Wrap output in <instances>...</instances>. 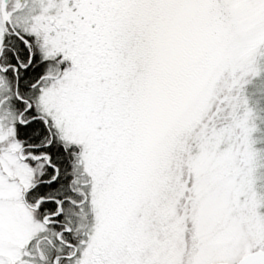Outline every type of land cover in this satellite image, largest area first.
Segmentation results:
<instances>
[{
    "label": "snow or ice",
    "instance_id": "1",
    "mask_svg": "<svg viewBox=\"0 0 264 264\" xmlns=\"http://www.w3.org/2000/svg\"><path fill=\"white\" fill-rule=\"evenodd\" d=\"M0 264H264V0H0Z\"/></svg>",
    "mask_w": 264,
    "mask_h": 264
}]
</instances>
